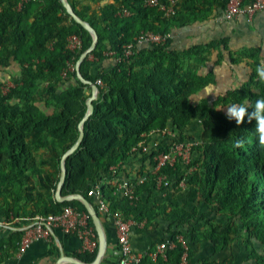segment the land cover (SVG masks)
I'll return each instance as SVG.
<instances>
[{
  "label": "trees",
  "instance_id": "obj_1",
  "mask_svg": "<svg viewBox=\"0 0 264 264\" xmlns=\"http://www.w3.org/2000/svg\"><path fill=\"white\" fill-rule=\"evenodd\" d=\"M67 1L97 33L95 48L81 61L79 72L92 82L100 77L103 85L97 86L79 146L65 159L61 194H81L96 209L87 191L108 176L111 165L129 158L130 148L141 134L169 126L183 140L188 138L184 130L189 122L197 120L201 126L200 141L193 146V164L197 167L187 183L198 195V204L218 212L224 223L206 219L202 228L197 227L193 224L197 208L187 210L174 204L175 192H168L163 203L150 205V181L136 189L141 196L148 194L144 201L140 197L130 203L114 194L110 185L104 188V197L111 210L136 220L163 217L167 228L172 229L168 233L175 245L166 250L165 259L158 256L157 261L180 264L183 247L176 236L182 235L190 239L187 264H222L221 260L192 261V246L209 242L216 252L242 234L255 263L264 264V150L259 146L257 120L253 117L249 121L255 112L252 106L264 92V83L256 74L261 63L259 49L246 48L236 56L232 52L229 55L233 64L251 60V72L242 85L212 101L200 97L196 103L191 97L214 82L210 71L202 73L199 68L208 61L212 49L217 50L218 60L222 58L221 42L217 40L178 51L170 47L169 38L163 44L138 48L128 61L116 63L107 71L95 75L90 70L89 57L100 61L107 50L121 52L123 45L132 42L140 31L171 33L175 28L207 19L222 10L228 0H177L174 13L168 16L157 6H144L143 0H92L96 7L90 0ZM159 1L168 4V0ZM18 2L0 0V68L14 63L21 70L6 93L0 88V218L9 225L11 216L58 213L65 206L86 212L78 200L57 202L54 192L61 155L77 139L78 123L90 95V86L80 81L75 71L64 76L62 72L68 63L76 62L92 38L59 0H28L20 7ZM121 8L129 10L130 15H118ZM71 34L81 39V47L74 52L66 48ZM222 42L227 50L226 39ZM261 67L264 69V65ZM245 102L246 115L237 124L236 118H229L228 110L223 108L232 104L239 107ZM237 141H242L243 146L235 147ZM150 156L144 155L141 160ZM162 172L172 175L175 181L182 174L179 163L174 169L164 167ZM89 223L93 226L90 218ZM21 236V230L11 231L0 240V250L13 241L19 243ZM253 243L262 248L260 253ZM96 253L97 247L73 256L90 263Z\"/></svg>",
  "mask_w": 264,
  "mask_h": 264
},
{
  "label": "built area",
  "instance_id": "obj_2",
  "mask_svg": "<svg viewBox=\"0 0 264 264\" xmlns=\"http://www.w3.org/2000/svg\"><path fill=\"white\" fill-rule=\"evenodd\" d=\"M28 0H19L18 7ZM177 0H168V4L160 3L159 0H143L146 7H159L165 15L174 13V5ZM264 10V0H251L243 3L242 0H228L220 13L214 15L213 20L217 23L232 20L238 16L251 19L253 15ZM120 16L130 15L129 10L121 8L117 11ZM172 33H158L150 30L140 31L132 42L123 45L121 52L113 50L104 52L105 56H111L114 64L126 62L137 52L138 48L153 44H163L167 39H172ZM81 47V39L77 34L67 37L66 48L69 51H76ZM75 71V63H68L67 68L62 72L64 76L67 72ZM97 86H102L103 81L100 77L95 80ZM264 98V92L259 98ZM193 143L188 138L178 139V133L169 126L155 128L149 132L141 134V139L130 148L129 158L124 163H116L108 168V176L102 178L91 185L87 195L95 203L97 213L109 220L115 230L116 243L118 246L119 258L117 264H139L143 258L140 253L132 250L129 242V233L132 227H142L143 222L136 220L132 216L125 215L119 210H111L109 203L104 197V188L108 185L114 187L113 193L119 197L129 200L130 203L136 202L141 195L137 194V187L150 181L153 184V192L161 196H168V192H178L186 188L189 189L187 180L197 165L193 164ZM151 155L149 159L141 160L144 155ZM134 161L132 174H127L126 164ZM180 164L182 174L177 181L172 175L162 172L164 167L174 169L175 164ZM139 171H142L140 174ZM175 182V184H174ZM174 184V185H173ZM168 189V191H167ZM89 214L80 211L72 206H65L58 213L38 214L33 217H13L10 223L17 225L20 223L22 236L17 246V253H24L29 246L39 240L51 241L52 231L57 228L64 234L74 235L79 240L78 252L92 251L98 247V238L94 226L89 223ZM91 219V218H90ZM93 224V223H92ZM183 247L180 264H187L186 256L188 245L182 235L176 236ZM174 242L170 237L157 242L149 252L151 259L156 260L158 256L165 259L166 250L174 247ZM63 264H74L64 262ZM222 264H228L226 262Z\"/></svg>",
  "mask_w": 264,
  "mask_h": 264
},
{
  "label": "crops",
  "instance_id": "obj_3",
  "mask_svg": "<svg viewBox=\"0 0 264 264\" xmlns=\"http://www.w3.org/2000/svg\"><path fill=\"white\" fill-rule=\"evenodd\" d=\"M105 1V0H104ZM103 1V2H104ZM102 2V3H103ZM106 2H112V0H106ZM221 10L218 12H214L211 16L212 19H209L208 21L200 22L198 26H193L191 28H187L188 33L194 35L191 39L192 41H184L183 34L179 35L177 38H175V33L173 31L171 32L172 42H171V48H174L175 50H182L184 47H188L192 44H198V43H206L210 42L212 40H219V39H226L229 43V35H228V29L233 28L236 34L235 37H241L239 38V43L243 44L247 40H254L253 44L243 46V49L246 48H260L258 45L261 43V41H258L257 36L254 35V32L257 33V31H263L264 30V10L259 11L253 15L252 19V27H248L246 25L243 16H238L232 20L224 21L223 23H217V21L213 20L214 15L220 13ZM233 21V22H232ZM229 22V23H228ZM227 23V24H226ZM221 25V26H218ZM221 27H224V30L226 31L223 35ZM175 30V29H174ZM179 31H175L176 34L181 33ZM183 32V31H182ZM244 34L249 35L248 38L244 37ZM190 40V39H189ZM260 52V49H259ZM222 58L218 60L217 55H215L214 63L213 65L219 66L222 64V62L225 59V53L224 51L221 52ZM218 60V61H217ZM90 61V70L92 73L97 75L101 71H107L114 65V60L111 56H105L102 60L97 61L89 57ZM229 64V63H228ZM231 65V64H229ZM210 71L214 76V82L215 83V75H216V69L211 68ZM207 71V72H208ZM72 82V80L70 81ZM69 82V83H70ZM210 89L209 86L205 87L202 91H200L197 95L192 96V100L194 103L200 98L204 97L207 98V95H204L208 92ZM195 129L197 131L196 135H198V142L200 141V133H201V126L200 123L197 120H193L189 122L187 128L184 130V132L189 136V132H192V129ZM135 166L134 161H129L126 164V172L127 174H132L133 167ZM192 189H184L178 192H175V198L173 203L179 206H182L183 198H185L186 195H190L193 197V193L191 191ZM142 201L146 200L148 198V194L144 193V195L141 196ZM144 199V200H143ZM168 199V196H161L160 194H157L153 192L150 196V205L153 203H163ZM100 221L102 224L103 232L105 235L106 240V248L103 253L102 258L97 264H117L118 258H119V252H118V246L116 243V235L115 230L112 225V223L100 216ZM141 221L144 223L142 227H132L130 233H129V242L131 245V248L134 252L140 253L143 258L139 264H167V262L161 261V260H153L149 256V252L154 248L155 244L157 242H160L167 237H170V233L164 231L162 229L161 224L164 223L167 226V222L163 219L161 215H156L154 218L146 219L143 218ZM20 226H16L15 224L9 225L3 221V219L0 218V240L3 238H7L8 235L11 233V231L19 230ZM201 243H208L209 247L207 249V252L205 254V257H200L201 259H206L208 261H217L223 258V253L226 252V247L223 248L220 251H214L212 245L209 242H201ZM200 243L196 244V247L200 248L202 245H199ZM17 246L18 241H13L12 245L9 247L4 246L0 250V264H55L56 260L62 255L67 256H73L75 252H78L79 247V240L74 235H67L64 234L60 229H53L52 231V240L51 241H35L33 242L27 250L22 253H17ZM227 254H231L227 253ZM193 255L192 261H197L199 259L198 256ZM74 257V256H73ZM200 259V260H201ZM222 260V259H221Z\"/></svg>",
  "mask_w": 264,
  "mask_h": 264
},
{
  "label": "rangeland",
  "instance_id": "obj_4",
  "mask_svg": "<svg viewBox=\"0 0 264 264\" xmlns=\"http://www.w3.org/2000/svg\"><path fill=\"white\" fill-rule=\"evenodd\" d=\"M104 1V0H103ZM106 0L103 2L105 3ZM91 6L92 7H96L97 4L96 2L90 0ZM212 19V16H209L207 19L202 20V21H195L194 23L188 24L184 27H180V28H175V30H173V33H175V38H177L179 35L183 34L182 36L184 37V41H192L193 39H191L194 35L191 36L190 33H188L187 28H191L193 26H198L195 24H198L200 22H204V21H208L209 19ZM244 21L246 23V25H248V27H252L251 23H252V19H247L244 18ZM233 22V21H232ZM229 23V22H228ZM227 24V23H226ZM221 26V25H218ZM222 31L223 35L226 31L224 30V27L220 28ZM181 30L179 34H176L175 31H179ZM229 31L228 33V37H229V43L226 40V49H224V45L223 44V40L219 39L217 41L221 42V46H220V51H224L225 53V59L222 62V64H220L219 66H215L213 65L214 63V59H215V55H217V50H211V53L209 54V59L208 61L205 63V65L199 68V72L205 73L208 70H210L211 68H215L216 69V75H215V83H211L208 86L210 87V89L208 90V92L204 95H207V98L209 99V101L214 100L218 95H222L223 93H225L226 90L228 89H234L239 87L240 85H242L247 79H248V74L251 72V60H246V59H242L240 61H238L237 63H230L229 62V55L232 52V55H237V53L242 50L243 46L246 45H250L254 43V40H247L246 42H244L243 44L239 43V38L241 37H235L236 34L234 33V29L231 27L228 29ZM183 31V32H182ZM254 35L257 36L258 41H261V43L258 45L260 48V52H259V59L260 61H264V30L263 31H257L254 32ZM245 38H248L249 35L244 34ZM190 39V40H189ZM208 43V42H206ZM206 43H198L199 45H204ZM192 45H196V44H192ZM190 45V46H192ZM190 46L186 47L189 48ZM171 47V46H170ZM185 47L183 49H186ZM180 51V50H178ZM230 51V52H229ZM231 65H229V64ZM20 67L17 66V64L12 63L10 65V67L8 68H0V88L3 90V93L7 92V87H11L14 86L15 81L19 78L20 76ZM61 88V86L59 87ZM89 97V96H88ZM193 98L191 97V101L194 103V101L192 100ZM199 100V99H198ZM198 100L196 102H198ZM223 110L226 112L228 109L227 107L223 108ZM196 128L192 129V132H189V137L188 138L190 141H192L193 143H199L198 142V135H196L197 131H195ZM201 135V133H200ZM63 155V154H62ZM61 155V156H62ZM59 167H60V161H59ZM193 193V197L190 195H186L185 198H183V201L180 202L182 203L181 207H184L187 210H191L193 207L197 208V218L196 221L193 222V224H195L197 227L202 228L203 227V223L206 219H211L214 220L216 223H224V219L222 216H220L218 214V212L216 211H208V209L206 208V206L204 204H198V195L196 194L195 190H191ZM157 224H161L162 229L166 232L171 231L172 229H168L167 226L164 223H159L157 222ZM241 236H238L237 238H235L233 240V242L226 247V252L223 253V258H221V261H224L228 264H256L254 259L251 257V251L252 249L250 248L249 251L247 250L246 246L243 243V236L242 234H240ZM184 241H186L187 245L189 246L190 244V239L189 237L186 236H182ZM199 245H202L200 248L196 247V245L192 246V251L193 254L195 256H198L200 260V257H205V254L207 252V249L209 247L208 243H200ZM253 246H255L256 250L258 253H260L262 251V248L257 246L255 243H253ZM231 254H227L230 253ZM194 256V257H195ZM203 259V258H202ZM218 260V261H220Z\"/></svg>",
  "mask_w": 264,
  "mask_h": 264
},
{
  "label": "water",
  "instance_id": "obj_5",
  "mask_svg": "<svg viewBox=\"0 0 264 264\" xmlns=\"http://www.w3.org/2000/svg\"><path fill=\"white\" fill-rule=\"evenodd\" d=\"M62 4V6L65 8L66 12L69 14V16L80 26H82L84 29H86L89 34L91 35V43L88 48H86L84 51L81 52L79 55L78 59L75 62V73L77 78L82 81L83 83H86L90 86V95L87 97L85 103H86V112L81 118V120L78 123V136L76 141L63 153V155L60 158V175L58 179V183L54 192V198L57 202H63V201H69V200H78L80 201L84 207L86 212L89 214L91 221L93 223V226L95 228L97 238H98V247H97V253L94 258V260L90 263H85L78 259L77 257L73 256H67L62 254L55 262V264H63L64 262H71L74 264H97L100 259L103 256V253L106 248V240H105V235L103 232L102 224L100 221L99 214L97 213L96 209L94 206L81 194H67V195H62L61 194V187L65 179L66 175V170H65V159L67 156H69L80 144L83 135H84V130H83V124L89 117V115L92 112L93 106H92V100L96 97L97 92H98V87L95 84V82L85 80L80 72H79V65L81 61L95 48L96 41H97V33L95 29L84 19H82L80 16H78L70 4L68 3L67 0H59Z\"/></svg>",
  "mask_w": 264,
  "mask_h": 264
},
{
  "label": "clouds",
  "instance_id": "obj_6",
  "mask_svg": "<svg viewBox=\"0 0 264 264\" xmlns=\"http://www.w3.org/2000/svg\"><path fill=\"white\" fill-rule=\"evenodd\" d=\"M261 65H264V61H262L256 68V74L259 77V81L261 83H264V69H262ZM247 102L244 104H240L239 107H237V104H232L228 109V115L229 118L235 117L237 124H240L243 122L244 117L247 112ZM255 109V112L252 114V116L249 117V121L253 117L258 122V128L257 132L259 133V146L262 150H264V98L258 99L257 102H255L254 106H252ZM243 142L237 141L235 144V147H242Z\"/></svg>",
  "mask_w": 264,
  "mask_h": 264
}]
</instances>
